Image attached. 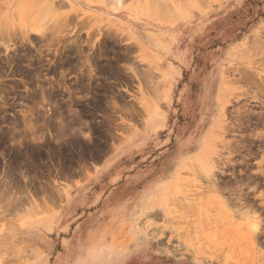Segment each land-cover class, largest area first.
<instances>
[{
  "label": "rangeland",
  "instance_id": "rangeland-1",
  "mask_svg": "<svg viewBox=\"0 0 264 264\" xmlns=\"http://www.w3.org/2000/svg\"><path fill=\"white\" fill-rule=\"evenodd\" d=\"M29 1L0 0V264H264V0Z\"/></svg>",
  "mask_w": 264,
  "mask_h": 264
},
{
  "label": "bare ground",
  "instance_id": "bare-ground-1",
  "mask_svg": "<svg viewBox=\"0 0 264 264\" xmlns=\"http://www.w3.org/2000/svg\"><path fill=\"white\" fill-rule=\"evenodd\" d=\"M55 1V0H54ZM53 0H30L29 1V3H30V5L32 6V7H34L35 9H37V14L39 15V17H41V18H39L41 21L44 19V18H46L47 16H48V14L49 15H51V12L54 10V4H55V2H54ZM158 2H160V1H158ZM162 2H164V1H162ZM26 4V3H25ZM161 4V3H160ZM164 4V3H163ZM165 5V4H164ZM38 8H37V7ZM165 7V6H164ZM163 7V8H164ZM165 8H168V7H165ZM161 9V8H160ZM166 10V9H165ZM39 12V13H38ZM55 12V11H54ZM53 12V13H54ZM52 13V14H53ZM35 14V13H34ZM45 14H47V15H45ZM163 15H164V13H162ZM45 15V17H43V19H42V16H44ZM157 15H159V14H157ZM1 16V15H0ZM49 17V16H48ZM47 17V18H48ZM37 18H38V16H37ZM36 19V18H35ZM49 19V18H48ZM6 20V19H5ZM4 20V21H5ZM39 20V24L40 23H42L41 21ZM57 20V19H56ZM1 22L3 21V20H0ZM3 21V22H4ZM0 22V38H2V37H4V38H6L7 36H4V35H6V34H4L5 32L4 31H2V29H3V27L4 26H6V25H4V23L2 22L1 23ZM6 22V21H5ZM48 22V21H47ZM7 23V22H6ZM43 24V23H42ZM41 25V24H40ZM42 26V25H41ZM2 28V29H1ZM6 28V27H5ZM3 30H6V29H3ZM4 32V33H3ZM10 32V31H9ZM2 33H3V36L1 37V35H2ZM6 33H7V30H6ZM8 35H9V33H7ZM264 39V38H263ZM11 40V39H10ZM259 47V46H258ZM259 49V48H258ZM248 82V81H247ZM254 83V82H253ZM258 87V86H257ZM260 88V87H259ZM263 89V88H262ZM262 92V91H261ZM260 92V93H261ZM257 98V97H256ZM259 100H260V97H259ZM261 101V100H260ZM8 190V189H7Z\"/></svg>",
  "mask_w": 264,
  "mask_h": 264
}]
</instances>
